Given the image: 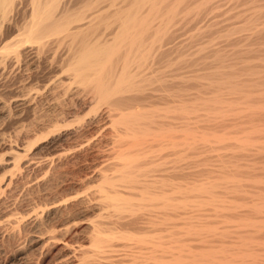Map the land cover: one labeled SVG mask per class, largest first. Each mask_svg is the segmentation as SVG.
Instances as JSON below:
<instances>
[{"label": "rangeland", "instance_id": "374dc122", "mask_svg": "<svg viewBox=\"0 0 264 264\" xmlns=\"http://www.w3.org/2000/svg\"><path fill=\"white\" fill-rule=\"evenodd\" d=\"M88 1L72 0L71 12ZM205 1L185 0L162 23L150 16L144 56L138 52L129 63L134 83L105 99L71 69L57 75L84 47L80 39H68L49 67L36 59L23 68L19 94L35 93L44 79L51 83L28 106L10 104L12 114L0 118L2 154L10 143L28 146L37 138L2 193V211L25 217L14 235L0 231V264H75L81 252L75 258L71 252L88 245L89 221L150 217L160 205L159 264H264V0ZM109 20L111 28L120 24ZM121 111L130 113L133 136L124 135ZM123 154L136 175L128 184L159 179L148 189L162 191L161 202L108 209L102 177L125 183L118 180ZM10 170L3 161L0 174Z\"/></svg>", "mask_w": 264, "mask_h": 264}, {"label": "bare ground", "instance_id": "6f19581e", "mask_svg": "<svg viewBox=\"0 0 264 264\" xmlns=\"http://www.w3.org/2000/svg\"><path fill=\"white\" fill-rule=\"evenodd\" d=\"M184 1L89 0L83 10L73 13L71 12L74 7L71 4L72 0L71 2L70 0H0V118L6 114H12V112L8 111L10 104L28 106L36 95L39 97L41 89L44 91L47 88L46 90H48V86L51 83L50 78L44 79L45 81L42 80V85L36 89L35 93L32 92V95L30 93L19 94V86L16 84L18 81L17 76L21 71L23 72V68L29 70L30 64L36 59L49 63V67L52 55L61 47H65L67 40L70 38L73 40L80 39L82 44L84 43V47L80 49L78 56L74 58L75 60L71 61L70 66H62L59 69L57 74L59 77L65 75V72L71 69L74 77L81 83L94 84V89L99 99H105L114 94L115 90L121 86L131 85L134 83V73L129 70V63L131 58L135 59L139 53L140 57L144 56V52L140 51V43L150 29L152 21L149 23V17L160 16L159 21L162 23L163 20L166 21L177 13V8ZM204 2L206 1L204 0ZM163 7L167 8L163 10ZM109 16H115L120 20V24L111 28ZM101 23L104 24V27L97 30L96 27ZM89 35L91 36L87 37ZM123 45L130 46V50L125 55L121 67L118 70H113L114 58ZM134 46L136 50L130 57V52ZM120 113L121 117H124V135L133 136L136 128L129 123L131 121V119L129 120L130 113L125 114L122 111ZM3 136L0 130V165L3 161H6L10 164L11 170L9 173L7 172L8 175L0 174V206L2 193L11 184L14 174L20 170L22 161L27 157L30 147L37 140L36 138L28 146L22 147H15L10 143L11 145L9 144L7 147V152L2 154ZM120 159L124 165L119 170L118 180L125 183H117L114 176L104 175L100 185L99 192L102 194H100V198L106 203L108 209L111 208L114 213L127 210L130 207H134L135 204L137 206L139 201L146 200L147 202V200L154 199L161 202L162 191L159 193L155 190L156 188L148 189V187L158 185L159 179H155L151 183L152 185L139 181L137 182L140 183L139 186L128 184L132 178L136 177V175L134 176L127 171L133 160L124 154L120 155ZM54 204L57 203L54 202ZM161 206H159L160 208L158 207L159 210L157 208L159 212L162 208ZM1 208L2 206L0 207V231L3 229L5 232L14 235L18 232L25 216L14 211L5 212ZM32 211L37 214L36 209ZM154 212L157 214L153 213L154 216L150 217L148 213V217L138 216L134 218L130 216V218H126V216H117L115 219H110L111 216H107L105 221L92 220L95 223L89 221L92 228L89 231L90 239L88 240V245H78L71 252L74 254L71 257L74 258L78 256H75V252H81L76 257L78 260L75 259L77 260L75 264L85 263L86 261L87 263L85 264L161 263L163 247H161L162 244L160 243L162 241L160 242V240L162 238H159V231L155 229V225L159 221L156 223L154 220L159 218L160 215L158 214L160 213ZM48 230V233H50V231L53 232L55 229ZM48 237V239H51L50 236ZM34 238L32 237V239ZM37 238L40 239V236ZM158 238L160 239L158 246L159 248L161 247L162 251L156 246ZM65 246L67 244H64Z\"/></svg>", "mask_w": 264, "mask_h": 264}]
</instances>
